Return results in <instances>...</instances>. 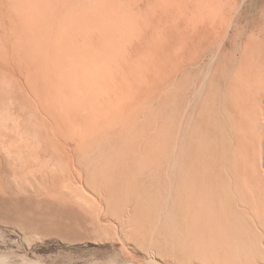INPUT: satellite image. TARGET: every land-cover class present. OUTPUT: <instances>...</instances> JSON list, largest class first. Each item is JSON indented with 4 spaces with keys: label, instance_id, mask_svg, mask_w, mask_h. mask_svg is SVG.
<instances>
[{
    "label": "rangeland",
    "instance_id": "374dc122",
    "mask_svg": "<svg viewBox=\"0 0 264 264\" xmlns=\"http://www.w3.org/2000/svg\"><path fill=\"white\" fill-rule=\"evenodd\" d=\"M0 264H264V0H0Z\"/></svg>",
    "mask_w": 264,
    "mask_h": 264
},
{
    "label": "bare ground",
    "instance_id": "6f19581e",
    "mask_svg": "<svg viewBox=\"0 0 264 264\" xmlns=\"http://www.w3.org/2000/svg\"><path fill=\"white\" fill-rule=\"evenodd\" d=\"M44 10H46V9H44ZM63 27H64V25H62L61 30L63 29ZM161 33L162 32H158V35H156V37L153 39L152 49H153L154 53H155V50L160 46V43H161L160 41L162 39ZM72 44H74V45L68 51L69 53L65 59L66 60L64 63L65 70L62 71L60 73V75L57 76L56 82L58 84H60L61 80H65L67 82H70L72 85L78 84V87L80 85V89L78 90V96H79L78 98L79 99L87 97L89 91L91 89H95V83L97 81L101 82L100 90H103L106 92L109 91L110 90V84L109 83L112 82V78H113V74L111 73V69H110L111 63L108 64V67L106 68V70L101 71L104 68V66L107 64V60H101V63H98L97 62L98 57H100V55L98 56L99 52H94V51L86 52V49L84 50L82 47L83 43L77 44V43H74V40L71 43V40H70V45H72ZM103 49L109 50L111 48H109V45L106 44L103 47ZM153 52L149 51V54L152 56ZM112 53L113 52H111V50H110L108 55H110ZM114 54L116 55L115 57H118V56H120L121 53L118 50H114ZM171 57H172V61H173V63L171 64L172 67L175 69H179V67H181V70H183V67L181 65L182 59H180V57H179L177 48H175V47L171 48ZM140 62H141L139 64L140 66H143V64H146L147 57L142 56V59H140ZM82 68H83V71H82ZM98 76H101V77L98 78ZM160 78H161V82L166 79L165 76L160 75V76H158L154 79H151V80H148V79L144 80V77H141L140 74L138 73L136 66L131 65L130 67L127 68L124 80L122 81V85L120 86V90H121V92H123L122 98L115 100L113 102L114 106L111 110L109 108L102 109L103 114H105V112L108 113V112L112 111L113 115H115L118 112H120L121 114H124V112H125L126 114L131 115L130 112H131V110L134 109L132 107L134 105L132 104L131 108L127 107L129 100H130V99L128 100L129 95H131L132 98L136 97L138 95V98L141 100L143 98V94L146 92H149L150 89L155 85V83L160 80ZM57 83H56V85H57ZM135 83L138 85L139 89L132 93L131 88H132L133 84H135ZM55 88H57V86ZM145 88H146V90H144ZM58 89L60 90V88H58ZM58 89H56V90H58ZM142 89H143V91H142ZM60 91H62V90H60ZM59 95H61V94L57 93L58 99H59ZM60 98H62V95ZM140 100H139V105H140V107H143V109H144L145 104L144 103L141 104L142 101H140ZM81 103H82V99H80V101L78 102L79 107H80ZM75 108L76 107L69 108V109H71L68 113L70 116L69 119H71V118L76 119L75 117L72 116L73 112L77 113V110ZM137 109H134L135 114L132 115V117L134 118L133 120H135L136 115L143 110L142 109L140 111H137ZM68 114H67V116H68ZM76 121L78 122L77 119H76ZM94 121H95V124H97V125H99L100 123L103 122L102 119L101 120L95 119ZM67 123H68V121H67ZM74 123H76V122H74ZM82 126L83 125H81V127ZM78 128H79V126H78ZM79 130H81V129H79ZM70 131L73 132L72 130H70ZM243 194H244V192H243ZM257 246L259 247V245H257Z\"/></svg>",
    "mask_w": 264,
    "mask_h": 264
}]
</instances>
